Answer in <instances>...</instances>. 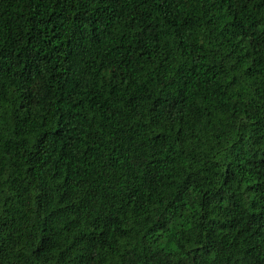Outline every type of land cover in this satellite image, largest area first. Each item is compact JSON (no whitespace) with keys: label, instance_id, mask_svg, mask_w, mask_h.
<instances>
[{"label":"trees","instance_id":"obj_1","mask_svg":"<svg viewBox=\"0 0 264 264\" xmlns=\"http://www.w3.org/2000/svg\"><path fill=\"white\" fill-rule=\"evenodd\" d=\"M0 264H264V0H0Z\"/></svg>","mask_w":264,"mask_h":264}]
</instances>
